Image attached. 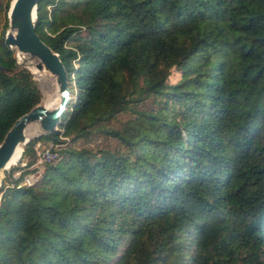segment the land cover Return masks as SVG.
<instances>
[{"label": "trees", "instance_id": "16d2710c", "mask_svg": "<svg viewBox=\"0 0 264 264\" xmlns=\"http://www.w3.org/2000/svg\"><path fill=\"white\" fill-rule=\"evenodd\" d=\"M9 1L0 141L42 99ZM34 29L69 100L1 178L0 264H264V0H38ZM42 138L59 159L18 184Z\"/></svg>", "mask_w": 264, "mask_h": 264}, {"label": "water", "instance_id": "95a60500", "mask_svg": "<svg viewBox=\"0 0 264 264\" xmlns=\"http://www.w3.org/2000/svg\"><path fill=\"white\" fill-rule=\"evenodd\" d=\"M38 0H10L6 11L7 28L3 40L7 47L17 52L35 57L36 69H45L55 76L58 103L52 109H46L39 101L20 114L4 133L0 141V181L9 168L7 161L15 147L28 140L23 129L30 121H38L41 128L36 136L51 132L57 126L69 100L68 80L58 55L40 39L34 29L35 5Z\"/></svg>", "mask_w": 264, "mask_h": 264}, {"label": "bare ground", "instance_id": "6f19581e", "mask_svg": "<svg viewBox=\"0 0 264 264\" xmlns=\"http://www.w3.org/2000/svg\"><path fill=\"white\" fill-rule=\"evenodd\" d=\"M36 60L37 59L35 57L29 56L30 69L33 73L36 74V78L40 83L43 92V100L41 101L40 105H42L46 109H52L56 106L59 100L55 76L45 69H36L34 66ZM40 129L41 128L38 121H30L25 125L23 132L25 136H28L30 134L37 133L38 131H40ZM20 149L21 143H19L15 147L13 153L7 161V165L13 164L18 159L20 155Z\"/></svg>", "mask_w": 264, "mask_h": 264}, {"label": "rangeland", "instance_id": "374dc122", "mask_svg": "<svg viewBox=\"0 0 264 264\" xmlns=\"http://www.w3.org/2000/svg\"><path fill=\"white\" fill-rule=\"evenodd\" d=\"M5 0H0V32H1V28H2V23H3V3H4ZM15 57L17 59L18 62H20L21 64H23L24 66H26L30 72L32 73V76H33V79L36 83V85L38 86L40 92H41V95H42V99L41 101L43 100V92H42V88H41V85L40 83L38 82L37 78H36V74L33 73L30 69V64H29V56L27 54H21L17 51H15ZM178 77V72L175 70V69H172L171 72H170V75H169V78L168 80L173 82L177 79ZM41 104V103H40ZM128 115L126 113H121L119 116H118V119L120 120H123L127 117ZM42 130L40 129V131H38L37 133L35 134H30L26 137L31 138V137H34L36 136L39 132H41ZM42 143H45L47 142L46 139L42 138L41 139ZM115 144V142L112 140V139H109L108 137H105V136H99V137H92L91 139H81L79 140L78 142V146L80 145H86V146H89V147H94L96 145H107L109 146V148H111L113 145ZM23 147V145H22ZM24 160V157L21 159V161ZM20 163V160L19 161H15L13 164L11 165H17ZM10 166V165H9ZM28 168H32V166L30 165ZM32 171V170H31ZM30 171V172H31ZM19 172V171H18ZM41 172V171H40ZM37 179V178H36ZM35 179V180H36Z\"/></svg>", "mask_w": 264, "mask_h": 264}, {"label": "built area", "instance_id": "2783aa9c", "mask_svg": "<svg viewBox=\"0 0 264 264\" xmlns=\"http://www.w3.org/2000/svg\"><path fill=\"white\" fill-rule=\"evenodd\" d=\"M60 139H64V137L59 136ZM58 144L51 140L42 143L41 141H36L34 144V155L35 159L32 166V171L25 174L22 180L18 184H31L38 178L40 171L43 168L45 163H54L59 159V154L57 151ZM23 162H21L22 164ZM18 175V171L12 172L11 176L16 177Z\"/></svg>", "mask_w": 264, "mask_h": 264}]
</instances>
